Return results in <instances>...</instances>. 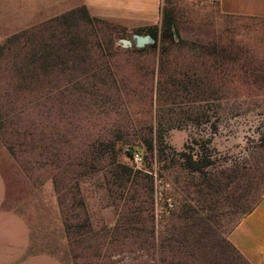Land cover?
Returning <instances> with one entry per match:
<instances>
[{
    "label": "rangeland",
    "instance_id": "obj_1",
    "mask_svg": "<svg viewBox=\"0 0 264 264\" xmlns=\"http://www.w3.org/2000/svg\"><path fill=\"white\" fill-rule=\"evenodd\" d=\"M162 9L173 14L182 39L216 45L231 56L223 63L235 69L222 76L209 68L215 55L204 51L199 57L171 44L168 70L202 60L204 77H219L218 131L209 151L216 164L228 163V173L242 172L244 163L251 168L246 181L230 184L223 196L252 185L264 197V119L257 115L264 113V20L221 16L211 0H163ZM31 28L46 48H58L60 65L23 82L13 74V49L0 57V113L6 116L0 127V208L23 214L34 255L55 264H247L226 241L237 217L229 200H222L209 227L175 219L183 191L203 181L170 166V152L182 150L191 137L208 138L209 130L167 127L165 155L154 150L150 157L140 142L155 136L149 89L158 48L123 47L119 40L133 42L134 30L87 19L81 9L20 31ZM14 33L13 2L0 1V42ZM117 137L126 139L119 159L135 164L139 152L142 162L135 167L148 173L140 172L124 190L111 175L106 146ZM127 190L136 191L134 201ZM167 199L174 202L169 211Z\"/></svg>",
    "mask_w": 264,
    "mask_h": 264
},
{
    "label": "trees",
    "instance_id": "obj_2",
    "mask_svg": "<svg viewBox=\"0 0 264 264\" xmlns=\"http://www.w3.org/2000/svg\"><path fill=\"white\" fill-rule=\"evenodd\" d=\"M78 9H81L87 19H104L92 16L84 6L74 8L54 18L74 13ZM33 29L15 32L13 36H9L0 42V57L4 52H10L13 49V74L14 77H17V80L23 82L30 80V77H45L46 72H51L60 65V63L55 61L60 56L57 52L58 48L55 46L46 48V43L43 44V39L38 37L41 34L35 35ZM134 32L150 34L155 41L148 47L152 48L154 52L158 48L157 67L156 70L152 69L150 72L152 73V77H150L152 87L149 89L150 105L152 106L151 118L154 124L155 136L150 135L139 138L146 152L149 153L150 157H153L154 150L165 155L164 152L167 147L162 142L167 127L192 125V127L203 131L207 128L210 133L209 137L205 139L202 137H191L180 151L169 148L171 150L170 166L178 165L179 168L192 175L193 178L199 177L203 181L200 184L196 183L193 190L183 191L184 195H181L177 212L174 214L175 219L192 222L194 225L204 223L209 227V221L217 219L216 211L223 205L222 200H229L230 206L234 209L231 214H235L237 217L232 221L234 223L227 231L226 241L249 264L230 243L228 235L237 223L260 202L263 198V193L259 192L261 190L259 186L253 191L252 185H250L239 195L234 194L235 191H233V193H229L230 195L223 196L222 192L230 184L236 183L237 180L244 183L246 181L245 177L251 168L244 163L240 166V169H243L242 172L233 169L231 173H228L226 172L228 169L230 170L228 163L225 162V165L216 164V159L213 157L212 152L209 151L208 146L212 141V136L218 131L219 104L217 103L221 99L220 89L217 85L219 77H204L202 60L199 63L193 61L180 67L176 65L172 71H169L170 60L167 54L173 46H175V49H181L186 46L197 52L196 56L199 57L206 51V54L210 56L215 55L213 57L214 60L211 63L209 62V68L222 76L224 72L228 71L231 74L235 69L223 63L231 60V56L224 54L225 49L218 48L216 45L207 48V45L182 39L179 36L175 18L168 9L161 10V18L158 24L139 27L134 29ZM52 38L56 39V35L53 34ZM145 50V46L141 48L134 47V51L137 52ZM154 72L155 75L153 77ZM144 78L147 79V77ZM16 100L18 98H13V101ZM213 101L215 102L214 104H212ZM16 113L17 111L13 106V119ZM257 115L264 119V113H258ZM5 118L6 116L0 113V127H4ZM124 140L126 139L117 137L114 141H109L106 144L112 156L113 170L111 175L116 178V182H119L122 190L125 189L127 182L136 180L140 172L148 174L146 169L136 168L133 162L128 164L119 159L117 150L120 151L119 145H122ZM262 142H264V132ZM127 143L130 144L129 141ZM102 152L104 155L105 151ZM128 155H131V152L128 151ZM145 158H148L147 155H145ZM127 193H129L128 190ZM129 194L130 200L134 201L137 194L136 191L132 190ZM134 211L141 212L143 209L140 207L134 209ZM202 212H206V214L203 215ZM153 218V215L150 216V222L152 223L150 224L149 232L151 235L155 233ZM170 238H172V235L167 237V240H170Z\"/></svg>",
    "mask_w": 264,
    "mask_h": 264
},
{
    "label": "crops",
    "instance_id": "obj_3",
    "mask_svg": "<svg viewBox=\"0 0 264 264\" xmlns=\"http://www.w3.org/2000/svg\"><path fill=\"white\" fill-rule=\"evenodd\" d=\"M13 2V33L47 18L84 6L92 15L128 30L158 24L163 0H0ZM219 15L264 20V0H214ZM13 208H0V264H55L35 256L25 221ZM251 264H264V197L228 235Z\"/></svg>",
    "mask_w": 264,
    "mask_h": 264
},
{
    "label": "water",
    "instance_id": "obj_4",
    "mask_svg": "<svg viewBox=\"0 0 264 264\" xmlns=\"http://www.w3.org/2000/svg\"><path fill=\"white\" fill-rule=\"evenodd\" d=\"M133 42L130 39L121 38L119 41L121 42L123 47H128L134 45L135 47H142L146 44H151L155 41V39L150 34H139L133 33Z\"/></svg>",
    "mask_w": 264,
    "mask_h": 264
},
{
    "label": "built area",
    "instance_id": "obj_5",
    "mask_svg": "<svg viewBox=\"0 0 264 264\" xmlns=\"http://www.w3.org/2000/svg\"><path fill=\"white\" fill-rule=\"evenodd\" d=\"M211 1H214V0H211ZM133 161L137 165L142 162V156H141V154L139 152H135L133 154ZM165 208H166L167 211L172 210L174 208V202L171 199H167Z\"/></svg>",
    "mask_w": 264,
    "mask_h": 264
}]
</instances>
